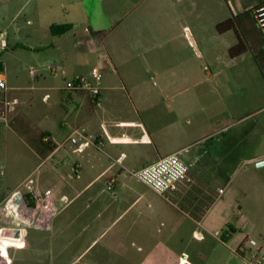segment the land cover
Segmentation results:
<instances>
[{
    "label": "crops",
    "instance_id": "0c3cea01",
    "mask_svg": "<svg viewBox=\"0 0 264 264\" xmlns=\"http://www.w3.org/2000/svg\"><path fill=\"white\" fill-rule=\"evenodd\" d=\"M123 1L102 0L100 10L107 22L99 24L87 13L83 0H62L63 20L59 22L51 13L55 3H49L46 10H50V19L43 25L44 36L36 26L27 31L26 44L16 33L0 34L5 48L0 53L4 66L0 74L7 83V89L0 90V112L7 104L11 109L7 121H0V138L4 143L11 139L15 145L24 146L35 169L48 165L57 183L45 189H54L56 194L60 188L62 192L58 200L55 198L57 211L50 227L44 229L53 232L52 243L24 240L15 248L27 251L22 264H48L51 256L55 264H110L117 246L112 241L101 244L100 239L111 228H118L116 235L126 237L146 235L157 218L161 227L173 222L164 204L150 197L138 185L143 183L130 173L181 150H187L184 160L192 165L188 179L169 196L155 193L166 200L170 196L175 199L177 212H181L179 205H185L188 212L184 215L206 233L223 232L224 241L233 239L239 229L232 221L241 211L234 203L264 197V167L256 166L264 160V117L256 116V109L264 103V77L252 53L247 51L235 58L229 55L227 64L239 66L235 85L226 81L205 88V101L238 102L241 106L230 141L225 114L202 117L194 113L190 102L187 107L193 113L183 115L184 101H148L149 86L139 81L136 73L137 59L145 62L149 53L138 49L144 41H169L171 36L130 33L138 4ZM143 3L139 6L147 11L154 5L148 0ZM255 6L253 1L252 6L238 8L231 17ZM108 11L117 15L112 17ZM55 24H71L72 30L52 35L50 27ZM219 38L228 54L238 42L233 31ZM3 53L8 59L1 60ZM95 70L101 79L94 81V92L66 88L68 81L91 78ZM162 93L160 89L157 94ZM75 130L84 131L92 143L83 152L70 147L73 161L61 153L71 144L68 138ZM66 165L75 180L69 177L71 173L65 175ZM228 170L237 171L235 180L229 178ZM28 179L30 175L14 189L0 192V202L21 191L19 187ZM36 185L40 187V179ZM32 188L27 187L26 192L32 193ZM0 234L8 236L7 232ZM246 240L255 250L264 245V238L259 241L249 236ZM237 250L245 259L254 251Z\"/></svg>",
    "mask_w": 264,
    "mask_h": 264
},
{
    "label": "rangeland",
    "instance_id": "374dc122",
    "mask_svg": "<svg viewBox=\"0 0 264 264\" xmlns=\"http://www.w3.org/2000/svg\"><path fill=\"white\" fill-rule=\"evenodd\" d=\"M133 1L138 6L133 12L130 33L149 37L153 34L171 36L169 41L167 38L156 42L144 41L138 49L149 53L145 62L143 58L137 59L139 64L136 73L139 81L147 82L149 86L148 101H184L186 106L182 107L186 110L181 113L183 115L193 113L188 110L189 106L187 107L190 102L193 103L194 113L202 117L225 114L227 124L230 126L228 139H233L237 121L241 116L240 104L204 100L205 88L209 84L217 85L227 81L235 85L239 67L227 64L230 59L229 54L225 49V43L219 38L220 34L216 27L229 16L231 17L232 12H238V8H248L253 5V1L257 7L264 0H148L149 4H154L148 11L142 5L139 6L140 3L144 4L145 0ZM83 2L93 22L97 24L107 22L106 16L100 10L102 0H83ZM49 3H55L51 11L53 20L57 22L63 20L60 9L62 0H0V34L4 31L10 34L13 32L26 44L27 31L36 26L44 36L46 32L43 25L50 19L47 16L50 10H46ZM108 12L112 17L117 15L115 11ZM47 33L50 35L48 31ZM3 49L5 48L0 41V53L4 51ZM6 57L8 59L7 54L3 53L1 60ZM8 66H11L10 61ZM108 68L112 70L111 66ZM8 74L12 80L10 70ZM160 89L162 95L157 94ZM256 110H259L257 117H264V103ZM68 133L69 128L66 129V135ZM6 143L0 138V164L3 167L0 173V192L14 189L30 175V179L19 187L21 191L18 192H21L29 205L34 207L35 201L31 198L32 194L26 192L27 187L32 186L33 191L38 189L44 192L48 186L56 185L57 178L55 179L52 173L50 175L48 165H41L35 169V164L27 159L24 146L15 145L11 139ZM72 146V144L67 145L61 155L69 156L74 161L75 158L70 151ZM247 167L252 166L247 165ZM64 173L65 175L71 173V167L66 165ZM227 174L233 181L237 171L228 170ZM69 177L75 178L72 173ZM39 179L40 187L36 185ZM239 180L240 178L234 184ZM138 185L146 190L150 197L155 198L156 202L164 204L167 211L169 210L173 215L174 221L161 227V220L157 218V222L154 223L155 228L150 227L146 235L131 234L124 237V235H116L118 228H111L100 239L101 244L112 241V244L117 246L110 264H245V257L240 256L237 249L241 247L255 250L246 238L250 236L259 241L264 238L263 196L234 203L235 208L241 207L239 215L232 221L237 224L239 231L233 239L224 241L223 232L218 235L206 233L187 218L184 215L188 212L184 208L185 205H179L181 212H177L174 207L175 199L171 196L166 200L143 184ZM61 194L58 188L54 198L58 200ZM201 204L208 205V203H200V206ZM223 230L227 231L229 228L224 227ZM21 232L23 241L15 247H10L9 235L0 234V251L6 258L7 264H12L15 257L17 258L15 264H22L20 261L27 251L15 248L20 247L24 240L35 242L40 239L49 244L53 241L54 234L51 230L31 226L22 227ZM48 264H55L53 256Z\"/></svg>",
    "mask_w": 264,
    "mask_h": 264
},
{
    "label": "built area",
    "instance_id": "2783aa9c",
    "mask_svg": "<svg viewBox=\"0 0 264 264\" xmlns=\"http://www.w3.org/2000/svg\"><path fill=\"white\" fill-rule=\"evenodd\" d=\"M257 24L264 38V5L255 12ZM101 74L98 71L91 73V78H78L66 83V88L75 92L95 91L94 81H99ZM7 89L5 78L0 74V90ZM11 109L9 104L0 112V121H7ZM68 141L75 147L76 152H83L92 143L84 131L75 130ZM187 150H181L166 156L159 161L141 169L131 171L132 178L143 183L154 192L166 196L178 190L179 184L188 179L191 164L184 160ZM120 162V161H119ZM3 167L0 165V173ZM54 189L44 192L32 191L35 206L31 207L21 192H15L4 203L0 204V233L7 232L10 247L18 246L23 241L22 227L35 226L39 229H48L56 214V200ZM1 238V237H0ZM247 264H264V245L246 256ZM0 264H7L6 258L0 251Z\"/></svg>",
    "mask_w": 264,
    "mask_h": 264
},
{
    "label": "trees",
    "instance_id": "16d2710c",
    "mask_svg": "<svg viewBox=\"0 0 264 264\" xmlns=\"http://www.w3.org/2000/svg\"><path fill=\"white\" fill-rule=\"evenodd\" d=\"M264 5L261 2L257 7L246 10L239 15H233L231 18L217 25V32L220 34L233 31L237 38V44L229 50L232 58L250 51L254 60L264 77V38L255 18V10ZM72 30L71 24H55L50 27L52 35H63ZM4 72V66L0 61V73ZM242 256V253L237 251Z\"/></svg>",
    "mask_w": 264,
    "mask_h": 264
},
{
    "label": "water",
    "instance_id": "95a60500",
    "mask_svg": "<svg viewBox=\"0 0 264 264\" xmlns=\"http://www.w3.org/2000/svg\"><path fill=\"white\" fill-rule=\"evenodd\" d=\"M256 166L259 168L264 167V160L256 163Z\"/></svg>",
    "mask_w": 264,
    "mask_h": 264
}]
</instances>
